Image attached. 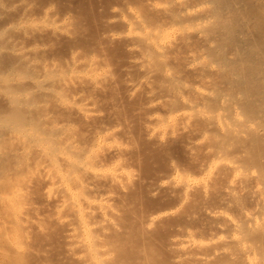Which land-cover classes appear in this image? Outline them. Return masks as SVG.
<instances>
[{
	"label": "bare ground",
	"instance_id": "bare-ground-1",
	"mask_svg": "<svg viewBox=\"0 0 264 264\" xmlns=\"http://www.w3.org/2000/svg\"><path fill=\"white\" fill-rule=\"evenodd\" d=\"M37 1L0 0V15L15 7L18 13L22 12L10 25L18 30L16 33L42 34L36 40L41 37L43 40L37 43L33 40L35 43L31 45H25L26 41L22 43V40L9 42L6 47L3 42L0 45V52L5 49L8 55L12 53L17 57L16 67L21 65L19 72L15 61V65L10 61L0 69V93L3 92L4 99L7 96L13 106L0 107V264H27L25 258L30 254L48 258L47 264H57L54 260L59 255L64 257L63 254L77 264H264V137L258 139L253 134L264 130V0H106V13L100 8L106 14V28L100 41L86 39L87 33L82 35L84 31L79 35L78 30H89L92 19L85 7L86 0H69L71 4L64 5L70 6L67 11L55 0L56 6L62 9L59 12L53 0H46L47 5L38 2L45 5L41 7L44 18H39L46 20L42 24L30 22L26 15L34 5L36 9ZM98 15L97 18L101 14ZM93 21L91 25L95 24ZM3 30L0 29V33ZM44 31L54 33L58 39L63 37L70 41L68 38H72L78 43L65 48L69 50L63 58L50 48L59 40L51 41L52 33L50 40H45ZM54 36L52 38L56 39ZM104 38L122 43L126 58L119 67L112 58L116 47L112 46L114 55L110 56L105 48L107 40L102 45ZM47 47L56 57L42 58ZM60 48L63 49L62 45ZM24 66L35 72L31 74V87L22 88L21 83L17 88L10 86L20 76L23 78L26 72L20 69ZM114 66L126 77L123 80L125 92L131 98L144 96V134L150 143L152 140L163 145L169 139L188 135L184 138L187 152L195 153L198 148L205 152V158L196 167L186 168L178 160L173 161L167 171L151 180L154 195L169 194L167 196H172L173 200L174 194L176 196L174 203L169 198L171 203L168 204L172 206L163 201L167 207H152L144 218L139 216L144 219L141 226L147 228V233L152 230V234L155 225L166 224L171 219L177 221L173 222L176 224L172 225L166 240L168 258L163 257V251L156 252L158 248H153L152 234L142 240L134 239V246V240L122 234L128 228L124 225L128 224L124 211L131 207L126 206L123 197L127 189H132L128 184L132 187L139 179L136 178L139 175L125 165L126 160L133 157L126 154L140 144L136 146L139 141L130 130V121L123 124L125 127L121 125L127 117L124 120L121 115L120 124L111 122L114 125H109L110 121L105 122L107 117L102 114L105 110L101 111L96 97L86 91L88 85L96 93L111 87L107 83L112 76L120 74L121 77V73L112 74ZM40 67L45 68L44 74ZM32 91L38 93L41 100L33 97ZM51 102L68 111V117L56 120L40 109ZM230 107H237L232 114L236 117L234 120H242L239 123L243 126L238 125L245 129L240 127L244 130L242 134H247L248 130L257 137L250 136L253 138L247 140L250 143H242L243 148L240 146L235 152L227 146L234 145L229 143L230 137L225 139L227 133L222 135L227 131L236 134L232 133V137H237V133L242 135L238 129L233 130V125V131L228 130V117L222 112L230 111ZM72 115H76L78 119L74 118L80 119V123H86V129L82 126L83 132ZM198 122L204 123L203 128L195 125ZM219 130L223 132L220 134ZM215 131H219V137ZM215 135L218 139L221 136L222 141L229 140L228 144L216 141ZM119 136H123L125 142H116ZM217 176L220 180L225 177L219 192L218 183L215 185ZM38 181L44 185L41 198L34 192L39 187L34 186ZM214 185L218 192L215 196ZM131 199L128 201L132 202ZM48 212H51L47 214L49 218L65 228L63 241L66 240L67 248L62 253L50 244L40 249L31 241L30 230H41L42 217ZM121 235L133 241H129L133 247L129 244L126 247L127 241L121 239Z\"/></svg>",
	"mask_w": 264,
	"mask_h": 264
},
{
	"label": "rangeland",
	"instance_id": "rangeland-1",
	"mask_svg": "<svg viewBox=\"0 0 264 264\" xmlns=\"http://www.w3.org/2000/svg\"><path fill=\"white\" fill-rule=\"evenodd\" d=\"M35 1H37V0H35ZM45 1L46 0H39V1H37V3H35L36 4V9H35V5H34V9L32 8L31 10H30V12L28 13H26V15H28L29 16V18H28V20L30 19V22H37V23H43L44 22V20L45 19H39V18H42L43 17V15L41 14L42 13V9H41V7L42 8H44L45 7V5H47L46 3H48V2H46L45 3ZM47 1H49L50 2V0H47ZM54 1V5L56 6V4H55V0H53ZM58 2H56V3H60V6L62 7V8H64L65 10L67 9V10H69V8H70V6H69V8L67 7L68 6V4L67 3H69L68 1L69 0H65V1H61L60 0V2H59V0H57ZM84 1V0H83ZM82 0H81V2H83ZM91 1H93V2H91ZM94 1H95V4H94ZM98 1V2H97ZM104 1V0H103ZM102 0H89V1H87L86 0V2L84 1V3L86 4L87 2V6H85V4L83 3V5L86 7V9H87V11H86V9H84L87 13H88V15L90 14V17L92 18V19H90V25H88V28H89V30L86 28V29H82V31H80V30H78V32H79V35H81L82 33H80V32H83L84 34H82L83 36L86 34L87 36H88V38H87V36L85 35V37H86V39H89V37H90V39H93V41L95 40H97V39H99V41H100V39L102 38V40H103V36H102V31H104L105 30V28L106 27H104V26H106L105 25V17H106V12H105V10H104V7H105V5H104V3L105 2H107L106 0L103 2ZM38 2H41V3H45V5H43V4H41L40 5V3H38ZM70 2H71V0H70ZM97 2V3H96ZM102 2V3H101ZM64 3V4H63ZM65 3L67 4V6H64L65 5ZM38 4V5H37ZM69 4H71V3H69ZM89 4V5H88ZM94 4V5H93ZM40 6V7H39ZM54 6V7H55ZM58 6V7H57ZM56 7H55V9L57 10V12H59L60 10L62 11V9H61V7L59 6V5H57ZM90 8H89V7ZM38 7V8H37ZM66 7V8H65ZM85 7H83V8H85ZM93 7V8H92ZM15 8H17V7H15ZM10 9V10H8L7 12H5V15L3 14V15H0V29H5V31L3 30V32L2 33H0V35L1 34H3V33H5L3 36L1 35L0 36V45L2 44L1 42H3L4 43V45H5V47L6 46H9L11 43H12V41H16V40H22L21 42L22 43H25V42H23V41H26V43H25V45L27 44V45H31V44H34L35 42L37 43V41L38 40H40V38H38V40H36L37 39V36L38 37H40L39 36V34H37V33H35V35L33 34V36H32V33L29 31H27L28 33H26L25 34V36L23 35V34H21L22 32L20 31V32H18V33H16L18 30H16V29H14V28H12L10 25L12 24H14V21L16 22V20L17 19H19L20 17H21V14L20 13H22V12H20L19 11V13L17 12L18 10L17 9ZM39 8H40V10H39ZM94 8H95V10H94ZM100 8H103V10H102V12H105V13H102L100 10ZM63 9V10H64ZM90 9H92V10H90ZM99 9V10H98ZM35 10V11H34ZM66 10V11H67ZM97 10V11H96ZM13 11V12H12ZM64 12V11H63ZM11 13V14H10ZM15 13V14H14ZM31 13V14H30ZM60 13H62V12H60ZM95 13V14H94ZM94 14V15H93ZM98 14H101L100 15V17L99 18H97L99 15ZM9 15H11V16H9ZM15 15V16H14ZM2 16V17H1ZM105 16V17H104ZM8 17V18H7ZM89 17V18H90ZM31 18H33V19H37V20H39V22L36 20V21H32L33 19H31ZM44 18V17H43ZM95 18V19H94ZM16 19V20H15ZM103 21H102V20ZM4 20V21H3ZM13 20V21H12ZM43 20V21H42ZM93 20H96L95 22L93 21ZM41 21V22H40ZM46 21V20H45ZM91 21H93L95 24H93L92 23V25H91ZM2 22H5V23H2ZM11 22V23H10ZM18 23V22H17ZM45 23V22H44ZM99 24V25H98ZM104 24V25H103ZM101 25V26H100ZM4 26H9L7 29H6V27H4ZM3 27V28H2ZM8 29H11V31L10 30H8ZM89 31V32H88ZM94 31V32H93ZM11 32V33H10ZM45 32V31H44ZM78 32H77V34H78ZM46 33V32H45ZM43 33V36L46 38L45 40H50L49 39V37H50V35H51V33L52 32H49L48 31V33ZM13 34V35H12ZM19 34H20V36H22V37H20L19 36ZM93 34V35H92ZM31 35V36H30ZM48 35V36H47ZM100 35V36H99ZM12 36V37H11ZM13 36H15V37H13ZM54 36V33H52V37ZM55 36H57V35H55ZM54 36V37H55ZM93 36V37H92ZM95 36V37H94ZM100 38H99V37ZM9 37H11V38H9ZM18 39H17V38ZM26 37V38H25ZM36 37V38H35ZM52 37H50L52 40L51 41H55L56 43L58 42L57 41V37H55L56 39H54V38H52ZM59 37V36H58ZM85 37H83V38H85ZM63 37H61V39H62ZM2 39V40H1ZM6 41H5V40ZM27 39V40H26ZM54 39V40H53ZM60 38L58 39L59 40V42L57 43V45H54L53 43H51V44H53L52 45V47H50V45L51 44H49V47L51 48V50L54 52V54L56 55V54H58V56L60 55V56H62L63 58H65V56H67V55H65V54H67V52L66 51H68L69 49H65V48H69L70 46L72 47L73 45L72 44H74V45H76V43H78L77 41H72L73 39L72 38H68V39H71L70 41H72V43L70 44V41L69 40H66V39H62L61 40ZM89 39V40H90ZM35 42H34V41ZM61 40V41H60ZM84 40V39H83ZM101 40V42H102V45H103V43L105 42V40H107L105 43L108 45V47H105L106 46V44H104L105 46H103V47H105L106 48V50L108 51L107 53H109V51H110V53H109V55L110 54H113L114 56L112 57V58H115L116 60L114 61V64H116V66H118L119 67V65L120 64H122V61H124L125 60V58H126V54H125V52H124V50L122 49L123 48V46H122V43H119V42H114L113 43V41H110V42H112V43H110L109 41H108V39H105L104 38V41H102ZM41 41H43L42 40V37H41V40L40 41H38V42H41ZM50 41V42H51ZM66 41V42H65ZM9 42H10V44H9ZM48 42V41H47ZM69 42V43H68ZM109 42V43H108ZM6 43V44H5ZM49 43V42H48ZM120 45H119V44ZM59 44H61L62 45V47H63V49L62 48H60V46L61 45H59ZM84 44H85V46H88L89 44L87 43V41L86 40H84ZM70 45V46H69ZM56 47L55 49H54V47ZM59 48H58V47ZM66 46V47H65ZM111 47V49H110V47ZM112 46L113 47H116L115 48V50H112L113 48H112ZM119 46V47H118ZM121 46V47H120ZM90 47V46H89ZM50 48H48L47 47V50L45 51L46 53H45V55H47V56H45V55H43V57L42 58H52L51 56L52 55H54V54H52L51 52V50H49ZM53 48V49H52ZM104 48V49H105ZM118 48V49H117ZM62 49V50H61ZM122 51H121V50ZM56 50V51H55ZM57 50H59V51H57ZM64 50V51H63ZM111 50L113 51V53L111 52ZM3 51L4 52H0V69H4V67H5V65L6 66H8L7 64H9V62L11 61V63H15L16 62V65H15V67L16 66H18L17 64V57L16 56H14L12 53V56L14 57H12L11 56V54H9L10 55V57H12V58H10L9 57V55H8V53L9 52H7V50H5V49H3ZM47 51H48V53H47ZM51 51V52H50ZM116 51H118L117 53H121V52H123V53H119L120 55H123L122 57L121 56H119V54H117L116 53ZM7 52V53H6ZM42 52H44V51H42ZM55 52H59V53H55ZM64 52H66V53H64ZM50 53V54H49ZM42 54V53H41ZM49 54V55H48ZM54 55V56H55ZM65 55V56H64ZM7 56V57H6ZM57 56V57H58ZM110 56H112V55H110ZM109 56V57H110ZM118 56V57H117ZM56 57V56H55ZM119 58V59H118ZM124 59V60H123ZM13 61H15V62H13ZM110 61H112V59L110 60ZM7 62V63H6ZM115 62H117V63H115ZM63 64H64V68H65V66H66V63H64L63 62ZM113 64V63H112ZM21 66V65H20ZM20 66H19V68H20ZM37 66V65H36ZM35 66V67H36ZM116 66H114L115 67V70L114 69H112V70H114V71H112L113 73L112 74H115V73H121L119 70H118V68L116 67ZM22 67H23V65H22ZM21 67V68H22ZM17 68V67H16ZM19 68H17L16 69V71H18L19 72ZM36 68H38V67H36ZM44 70H45V68H43ZM41 70V67H40V70L41 71H43L42 72V74H44V72H46V71H44V70ZM21 71H23L25 74H23V73H21V71H20V75H24L23 76V78H25V79H23L21 76H20V79H17V80H15L14 82H16L17 83V81L19 82V83H17V84H14V82H12L11 84H10V86H13V87H16L17 88V86L18 87H20V86H22V88H25V87H31L30 86V79H31V77H32V75L35 73V72H33V71H31L32 69H30V68H28V67H25L24 66V69L22 70V69H20ZM25 70V71H24ZM40 70H37V71H40ZM116 70H118V72L116 71ZM41 71L40 72H38L39 73V75H38V73L36 72V74L38 75V76H43L42 74H41ZM31 72V73H30ZM19 74V73H18ZM27 74V75H26ZM32 74V75H31ZM35 74V75H36ZM119 76H112V80L111 81H109V83H107V86L108 85H112L109 89L106 87V88H104V89H106V90H101V91H98L97 90V93H96V90L94 89V92L92 91L93 89H91L90 87H89V85L87 86V88H86V91L89 93L88 95H90L91 96V94H92V96L91 97H96V102L98 101V104L101 106H99L98 105V107L100 108V110H101V108H102V110L101 111H103V109L107 112V114H106V112L104 113V112H102V114L104 115V117H107V118H105V122H107V120L108 121H110V122H107V123H109V125L110 124H112V123H114V124H120L122 121H123V119L125 120L126 119V117H127V121L128 122H126V120L125 121H123L122 122V127H125V125H123L124 123L125 124H130L129 126H130V130H131V132L132 133H135V135L134 136H136L135 138H136V141L138 142L139 141V143H136V146L137 145H139V147L137 146V147H135L134 146V144L133 145H131L132 144V142H131V144L129 143V145L130 146H134L133 148L132 147H129L131 150H129L128 152L129 153H127L126 155L128 156V157H131V156H133V157H131V158H129L128 160H126L127 158V156L124 158L125 160H126V164L125 165H127V167H130V169L132 170V171H134V173L135 174H138L137 176L138 177H136V178H139V179H135L136 181H135V184H133V182H132V187H131V183L130 184H128L129 186H130V188H132L131 190L130 189H127L128 191V193L132 196V197H130V195L127 193V195L129 196L128 198H132L130 201H132V202H129L128 201V198L126 199V197L125 196H127V195H125L123 198L127 201V205L126 206H131L130 208H126V211H124V216L126 215V219H128V221H126L128 224H124V225H126V227L128 226V228L126 229V230H131L132 229V227L134 228V229H132V231L130 232V231H126V230H124L125 232H123L122 234H128L129 235V237H127L126 236V238H131L132 240H142L144 237H146V236H148V235H151L152 233V230H148V233L146 232L147 231V228L145 227V226H141V225H144V219L142 220V218H144L145 217V214H147L149 211H151V210H153V208L155 209V208H159V207H167V205H165L166 203L168 204V202H170L171 203V200L169 199V198H171V197H169V196H167V195H169V194H167L166 196L164 195V193H160L161 195H154L153 194V192H152V183H151V180H153L154 181V179L159 175V174H161V173H163L164 171H167L168 169H169V165L171 164V162H173V161H179L180 163V165H183V166H185L186 168L187 167H189L190 168V166H191V168L193 167V166H197L198 165V162L200 163L204 158H205V152L203 153V151H204V149H201V148H198V149H196L195 151V153H188L187 152V150H186V148L184 147V144H186V142H184V141H186L184 138H188L187 136L188 135H185V136H183V137H181L183 140H180L179 138H175V139H172V141L169 139L168 140V144L165 142V143H163V145H158L156 142L155 143H152L153 141L151 140V143H150V139H148L147 137H146V135L144 134L145 133V120H146V116L144 117V115L146 114V110H145V107L143 106L144 104H145V99H144V96H141V94H140V97L138 96H134V97H132L131 98V96H129L128 94H127V92H125V89H126V84H125V79H126V77H125V75H123L122 73H121V77H120V74H118ZM29 77V78H28ZM114 77H116L115 79H114ZM120 77V78H119ZM22 78V79H21ZM39 80V79H38ZM124 80V81H123ZM25 81V82H24ZM121 81H123L122 83H121ZM114 82V83H113ZM20 83H21V85H20ZM113 83V84H112ZM24 84V85H23ZM16 85V86H15ZM20 85V86H19ZM27 85V86H26ZM33 87H34V85L33 84H31ZM27 87V88H28ZM29 89H31V88H29ZM91 91H90V90ZM34 90V89H33ZM65 91H68V89H66ZM35 92H37L36 90H35ZM87 92H86V94H87ZM2 94H3V92H1ZM0 93V107L3 109V107L6 105V106H8V104H9V106H10V103H9V98H7V96H6V98L4 99V97H5V95L3 96L2 94ZM126 93V94H125ZM31 94V93H30ZM35 94V95H34ZM36 94H38V93H33V91H32V94L31 95H33V97L34 96H37V97H39V99H40V96H39V94L38 95H36ZM94 95V96H93ZM127 95V96H126ZM128 97V98H127ZM36 98V97H35ZM131 99V100H130ZM37 100H38V98H37ZM41 100V99H40ZM6 101H8V102H6ZM39 102V101H38ZM141 102L143 103L142 105H141ZM10 107H12L13 108V106L11 105ZM46 107V108H45ZM227 107V106H226ZM234 107V106H233ZM233 107H230V108H232L230 111H226L225 112V110H223L224 112H222L224 115H226L225 117H228L227 118V120H228V122L227 123H229L228 125L229 126H231V125H233V130L234 131H236L237 132V130L236 129H238V132L239 133H241L242 134V132L245 130L243 127H241V126H243L242 124H240L239 122L240 121H242L240 118H246V116L245 117H243V116H241L239 119H240V121L239 120H234V118H236L235 116H234V114H232V113H234V111L235 110H237V107H235V108H233ZM5 108V107H4ZM8 108V107H7ZM224 108V107H223ZM230 108H228V109H230ZM40 109H43L42 111H44V113L46 112V113H50V115L54 118V119H56V120H62L63 119V117H65L69 112L68 111H66L65 109H63V108H59L58 106H56V105H54V103H48L46 106H44L43 108H41L40 107ZM225 109V108H224ZM46 110V111H45ZM227 110V109H226ZM239 111V110H238ZM121 113V114H120ZM243 113V112H242ZM241 113V114H242ZM120 114V115H119ZM121 115L123 116L121 119H120V117H121ZM231 115H232V117H231ZM243 115V114H242ZM110 116V117H109ZM66 117H68V115L66 116ZM72 117H73V120H74V122L76 123V125H77V127L78 126H81V128L80 127H78V129L80 130V131H82L83 132V127L82 126H84V124L86 125V123H84V122H81L82 123V125H81V123H80V119L77 121V120H75L76 118L78 119V117H76V115L75 116H73L72 115ZM74 117H76V118H74ZM110 120H109V119ZM231 120V121H230ZM82 121V120H81ZM129 121H130V123H129ZM235 121H237V122H235ZM244 121V120H243ZM112 122V123H111ZM234 122V123H233ZM98 123H99V121H98ZM233 123V124H232ZM241 123H243V122H241ZM79 124V125H78ZM114 124H112V125H114ZM195 125H197L198 127H200V128H203V126H204V123H195ZM194 125V127L196 128V126ZM238 125H241V126H238ZM127 126V125H126ZM229 126H228V130H232L231 128H232V126L229 128ZM122 127H121V129H122ZM242 129H244L243 131L241 130V128ZM127 128L129 129V127L127 126ZM235 128V129H234ZM84 129H86V126H84ZM125 129V128H124ZM128 129H125L126 130V132L128 131ZM133 130V131H132ZM216 130H218V129H216ZM232 130V131H233ZM220 131V134H221V132H223V131H221V130H219ZM219 131H215L214 132V134L215 133H219ZM227 131V130H226ZM263 131V132H262ZM129 133H130V135H133V134H131V132L130 131H128ZM231 131H227V132H223L222 133V135H224V136H226L227 135V138L225 137V139L227 140V139H229L228 137H230V139H231V142H229V140L228 141H224V139H223V141L225 142V143H227V142H229V143H231V144H233L234 143V145L232 146H230L228 143V148L230 149V151H232V152H235L236 150H238V149H240V146H241V148H243L242 146H243V144L242 143H244V144H249L248 143V141H250L251 139H253V138H251L252 136L255 138L256 136L258 137V139H263V137H264V130H261V131H256V132H254L253 134L254 135H256V136H254V135H252V131L250 132H248V130H247V134H242L241 135V137H240V134H238L237 133V137L235 136H231V134L233 133H230ZM137 133V134H136ZM139 133V134H138ZM217 133V134H218ZM224 133H227L226 135L224 134ZM244 133V132H243ZM248 133H251V134H248ZM256 133V134H255ZM259 133V134H258ZM142 135V137H141V135ZM216 134V135H217ZM233 134H235V133H233ZM216 135H215V137H216ZM236 135V134H235ZM127 136V135H126ZM140 137V139H139V137ZM243 136V137H242ZM246 136V137H245ZM251 136V137H250ZM138 137V138H137ZM146 137V138H145ZM218 137H219V134H218ZM256 137V138H257ZM124 137L122 136H119L117 139L115 138V141L117 142H121V140H122V142L124 141V139H123ZM217 138V137H216ZM240 138H242V139H240ZM131 139V138H130ZM139 139V140H138ZM144 140V139H146V140H149V141H146V140H144V141H142V140ZM179 139V140H178ZM222 137L220 136V138L218 139L217 138V140L216 141H220V142H223L222 140ZM175 140V141H174ZM236 140V143H238V144H235V142L234 141ZM240 140V141H239ZM248 140V141H247ZM264 140V139H263ZM146 141V142H145ZM125 142V141H124ZM147 142H149V144L147 143ZM184 142V143H183ZM219 142V143H220ZM223 142V143H224ZM143 145H146L145 147H143L142 146V144ZM222 143V144H223ZM148 144V145H147ZM165 144V145H164ZM215 144H217V142L215 143ZM128 145V144H127ZM218 145V144H217ZM150 146V147H149ZM226 146V145H225ZM230 146V147H229ZM244 146H246V145H244ZM140 147H142V149H147V150H144V152H143V150L141 149V150H139V148ZM146 147H149V148H146ZM199 149H201V150H199ZM137 150H139V151H137ZM137 151V152H136ZM202 151V152H201ZM239 151V150H238ZM146 152V153H145ZM176 157V158H175ZM172 160V161H171ZM170 163V164H169ZM177 163V162H176ZM169 164V165H168ZM194 167V168H195ZM190 168V169H191ZM165 169V170H164ZM163 170V171H162ZM159 171V172H158ZM155 175V176H154ZM154 176V177H153ZM218 178V182H215V185L217 186V191L219 192L221 189H222V187H223V185L222 184H224V182H222V181H224V179H225V177H224V179L222 178L223 177V175H222V177H221V180H220V176H217ZM152 178H154V179H152ZM216 179V178H215ZM216 179V180H217ZM152 181V182H153ZM41 183L42 182H40V181H38L37 182V184H35L34 186H35V188H37L38 186V190L37 189H35V191L34 192H36L37 193V196L39 195L40 196V198L42 197L41 195H43V191H44V189H43V187H44V185L42 184L41 185ZM128 185H127V188H128ZM135 185L137 186V187H135ZM215 185H214V188H215ZM134 186V187H133ZM222 186V187H221ZM218 187H220V188H218ZM136 188V189H135ZM43 189V190H42ZM220 189V190H219ZM135 190H137V191H135ZM215 191H216V188H215ZM216 191V193L214 194V196L215 195H217L218 194V192ZM41 192V193H40ZM134 192V193H133ZM40 193V194H39ZM126 194V193H125ZM137 194V195H136ZM166 194V193H165ZM36 195V194H35ZM197 195L198 194H196V197H197ZM136 196H138L137 198H135ZM158 197V199H156L157 197ZM166 197V198H165ZM174 198H175V200H173V198H171L172 199V202L173 201H176V196H175V194H174V196H173ZM139 198H140V200H139ZM137 200V201H134L133 202V200ZM159 199H160V201H159ZM162 199V200H161ZM158 200V201H157ZM170 200V201H169ZM142 201V202H141ZM156 201V202H155ZM163 201H165V204H163L164 202ZM139 202V203H138ZM131 203H132V205H131ZM159 204V205H157V204ZM168 204L169 206H172L173 204ZM174 203V202H173ZM135 204V205H134ZM134 205V206H133ZM132 206L134 207L133 209H132ZM137 207V208H136ZM153 207V208H152ZM161 207V208H162ZM128 209V210H127ZM130 209H132V211H130ZM136 211H135V210ZM138 209V210H137ZM125 210V209H124ZM130 212V214H128L127 215V213L128 212ZM126 212V213H125ZM138 212V213H137ZM143 213V214H142ZM47 214H51V212L49 213H45V215H47ZM136 214V215H135ZM137 214H139V215H137ZM129 215H131V216H129ZM143 215H144V217H143ZM49 216L50 215H47V216H45V218H44V216L42 217V220H41V223H42V226H43V228L40 230H37L36 228H34V229H31L30 230V238H31V241H32V243H33V245H35L36 247H39L40 249L42 248V246H45L46 244H50L51 246H52V248H54V249H58V250H60V253H62V251H65V249L67 248V245L65 244L64 245V243H66L65 241L66 240H64L63 241V239H64V235L63 234H65V231H63V230H65V228L64 227H62L61 225L59 226V225H57L58 223H55L54 222V218L53 219H51V218H49ZM142 217V218H140V217ZM137 217V218H136ZM48 219V220H46V221H43L44 219ZM125 218V217H124ZM132 218H134V220L132 221L131 219ZM51 220H53V221H51ZM135 220H138L137 222L135 221ZM172 220L173 219H171V222H170V220H169V222L168 221H166V224H163L162 222V224L161 223H159V225L161 226H157V225H155L154 227H153V229L155 230V231H157V232H155L154 230V233L150 236L152 239H153V241L155 242V244L153 243V241H152V246L154 245V247L153 248H158V250L156 251V252H158L159 250L160 251H163V257H165V256H167V254H169V251L167 250V247H168V243H167V238H169V236H170V234H171V230H172V228H173V226H174V224H176L177 223V221L174 219V221L176 222V223H173L172 222ZM135 221V222H134ZM46 222V223H45ZM51 222V223H50ZM142 224H141V223ZM164 222V221H163ZM168 222V223H167ZM136 223V224H135ZM172 223V224H171ZM48 224V225H47ZM170 224V225H169ZM57 225V226H56ZM167 225V226H166ZM173 225V226H172ZM47 226V227H46ZM130 226V227H129ZM156 226H157V228H156ZM168 226H170V227H168ZM47 229H45V228ZM145 227V228H144ZM163 227H165L164 229H163ZM61 228V229H60ZM168 228H169V230H168ZM45 229V230H44ZM136 229V230H135ZM169 232H168V231ZM136 231V232H135ZM167 231V232H166ZM64 232V233H63ZM129 232V233H128ZM138 232V233H137ZM133 235H132V234ZM156 233V234H155ZM130 234H131V236H130ZM155 234V236L153 237V235ZM168 234V235H167ZM125 235H123V237L125 236ZM144 235V236H143ZM62 236H63V238H62ZM143 236V237H142ZM120 237H122V235L120 236ZM123 237L121 238V239H123ZM156 237H157V239H156ZM140 238V239H139ZM159 238V239H158ZM125 240V238L123 239V240H125V242L127 241V243L126 244H124L125 246L127 245V244H129V245H131L130 244V242L129 241H131V240ZM164 239V240H163ZM134 240V242L133 241H131V243L133 242V246H134V243H136V241ZM162 240V241H161ZM167 240V241H166ZM60 241V242H59ZM124 242V243H125ZM140 242V241H139ZM54 243V244H53ZM59 245H58V244ZM54 245H56V246H54ZM66 246L65 248L63 247V246ZM132 246V245H131ZM131 246L129 247V248H131ZM132 246V247H133ZM135 246H136V244H135ZM167 246V247H166ZM58 247V248H57ZM124 247V246H123ZM126 247H128V246H126ZM125 247V248H126ZM166 247V248H165ZM64 248V250H61V249H63ZM163 248H165L164 250H163ZM128 250H130V249H128ZM56 252H57V250H56ZM58 254H60L59 252H57ZM165 253V254H164ZM157 254V253H156ZM64 255V257H62V255H59L60 256V258H59V256H57V260L55 261L54 260V263L55 262H57V264H77V262H76V260L74 261V260H72L73 258H67L66 256H65V254H63ZM160 256H161V252H160V254H159ZM165 255V256H164ZM31 256V257H30ZM30 256H28L27 255V258H28V260H27V258H25L26 259V261H30L29 262V264H47V259L45 260V259H43L41 256H38V255H36V254H30ZM37 256V257H36ZM50 256V255H49ZM169 256V255H168ZM168 256L167 257H165V258H168ZM67 258V261H66V258ZM38 258H39V260H38ZM52 259H54V258H52ZM60 259V260H59ZM62 259V260H61ZM41 260H44L45 262L44 263H42L43 261H41ZM51 260V259H50ZM49 260V261H50ZM69 260V261H68ZM71 260V261H70ZM25 261V262H26ZM31 261H32V263H31ZM75 263H74V262ZM28 262H26L27 264H28ZM51 262V261H50ZM66 262V263H65ZM72 262V263H71ZM56 264V263H55Z\"/></svg>",
	"mask_w": 264,
	"mask_h": 264
}]
</instances>
